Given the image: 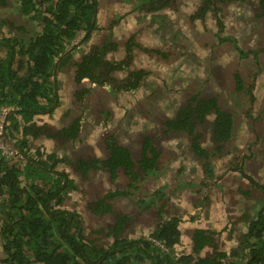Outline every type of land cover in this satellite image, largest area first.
I'll list each match as a JSON object with an SVG mask.
<instances>
[{
	"label": "flooded vegetation",
	"instance_id": "af4514ba",
	"mask_svg": "<svg viewBox=\"0 0 264 264\" xmlns=\"http://www.w3.org/2000/svg\"><path fill=\"white\" fill-rule=\"evenodd\" d=\"M96 1L90 35L80 30L67 49L69 57L58 63L53 112L35 117L36 123L42 120L41 124L49 126V133L57 137L43 139L53 147L59 145L51 150L60 158L58 168L74 180L65 207L79 217L86 238L96 239V244L107 246L116 235L119 240H137L140 246L144 237L169 252L153 234L164 229L177 230L179 239L173 250L182 255L192 252V233L203 229L207 240L198 256L240 264L243 250L253 249V238L259 230L264 232V227L253 225L264 216V0ZM120 4L125 9L117 10L115 15V5ZM123 18L133 20L135 26L134 31L126 30L120 36L117 30L123 26ZM35 22L21 15L17 0H0V38L17 35L18 26L32 34L40 26ZM139 37L146 42L151 37L158 43L152 47ZM107 38L110 42H106ZM23 39L27 40V36ZM129 39L133 49L128 66L120 68L117 64L100 72L112 82L111 87L89 80L76 84L77 64L93 48L110 49L116 44L117 49L108 50L105 58L125 63V43ZM141 52L159 56L165 65L180 59L190 66L180 72L178 87L167 91V97L159 104L153 99L157 101L161 89L170 81L162 73L164 81L148 82L150 72L133 65ZM139 69L146 71L140 80L130 74ZM122 81L134 89L117 90L115 84ZM83 87L90 91L81 96ZM142 89L150 92L145 95ZM60 90L68 95L66 108ZM142 94L143 99L138 98ZM106 95L109 102L115 103L119 98H133L132 105L124 110V117L132 115L135 119L133 127L125 125L130 119L102 124L100 119L107 109L102 98ZM91 105L95 107L92 112ZM62 106L65 114L56 119ZM168 120H174L176 127L167 130ZM243 122L250 137L242 147L237 145V130ZM99 124L103 127L97 132L99 155L83 150L76 157L66 156L64 143L74 145L87 126L95 128ZM71 127L76 133L74 138L58 133ZM226 127L229 135L216 133ZM197 139L202 154L194 150ZM108 142L127 151L133 164L127 170L150 168L125 175L119 167L112 175L102 161H112L117 153L121 159L122 153H110L105 145ZM169 142L184 149L198 167L183 173L181 164L169 174ZM142 157L149 161L140 164ZM89 160H97V167L81 172L78 161ZM76 193L85 195L78 205V199L73 197ZM184 222H188L187 226Z\"/></svg>",
	"mask_w": 264,
	"mask_h": 264
},
{
	"label": "trees",
	"instance_id": "16d2710c",
	"mask_svg": "<svg viewBox=\"0 0 264 264\" xmlns=\"http://www.w3.org/2000/svg\"><path fill=\"white\" fill-rule=\"evenodd\" d=\"M17 2L21 15L33 23L37 21L40 26L32 34L28 29L18 26L15 31L17 35L0 38V107L7 106L10 109L5 139L9 144L12 143L16 151L13 159L0 157L1 264H225L221 259L198 256L202 243L207 240L203 229L192 233V252L182 255H176L173 250L179 239L177 230L169 232L164 229L153 234L170 249L169 252L162 251L160 245L144 237L139 240L140 246L137 245V240H119L116 235H113L114 241L107 246L96 244V239L86 238L82 221L71 209L65 207L68 193L75 186L74 180L58 168L60 158L56 153L48 152L42 149L40 144L33 142L39 136L45 139L57 138L49 133V126L45 123H36L35 117L53 112L57 102L58 63H63L69 57L67 49L80 30L88 31L87 36L90 35L97 1ZM23 36H27V40L23 39ZM130 41L132 39L125 43V63L105 58L108 50L117 49L116 44L110 49L104 46L93 48L91 53L85 55L83 61L77 64L74 74L76 84L89 80L101 86L111 87L112 82L105 76L103 78L100 72L113 69L117 64L120 68L128 66L133 49ZM106 42H110L108 38ZM130 74L140 80L146 71L139 69ZM128 84L122 81L115 85L120 91L133 90L134 86ZM88 91L90 88L80 89L81 96ZM165 125L167 130L176 127L174 120L166 121ZM228 130L230 132L226 127L216 133L227 136ZM58 133L67 135V138L76 136L72 127L59 130ZM215 139L219 141L224 138ZM198 141L197 139L194 150L197 154H202ZM105 145L111 149L110 153H122L121 159L117 153L112 161H109V158L102 161V165L112 175H116V169L119 167L125 175L130 172L140 173L150 168L127 170L133 167L127 151L117 144L108 142ZM143 161H149L148 157H142L140 164ZM78 162L81 172L84 173L89 168H96L98 163L97 160ZM253 225L264 227V216L257 219ZM253 240V249L243 250L240 264H264L263 230H259ZM231 264L239 263L236 261Z\"/></svg>",
	"mask_w": 264,
	"mask_h": 264
},
{
	"label": "rangeland",
	"instance_id": "374dc122",
	"mask_svg": "<svg viewBox=\"0 0 264 264\" xmlns=\"http://www.w3.org/2000/svg\"><path fill=\"white\" fill-rule=\"evenodd\" d=\"M122 5L125 6L124 3H122ZM122 8L125 9V7H122ZM122 8H121V4L115 5V8H114L115 15H116V13H118L117 10H120V12H122ZM120 22H122L121 24L123 25L122 27H119V31L117 30V32L120 36H122L126 30H128V32L134 31L135 22L133 20H132V22H130V20H128L127 18H123ZM133 35L136 38L137 35H135V33H133ZM139 38L141 41L148 43L147 45L150 44L149 46H152V47H154L155 44L158 43L154 38H151V37L149 38L150 42H148V41L146 42L143 39V37H139ZM156 57H157V59H156ZM158 57L159 56H157V55L149 56L148 53L141 52L137 56V58H135L133 61V65H135L137 67H144L150 72V74L148 76V82H151L152 84H156L157 82L164 81L165 78H164V76H162V73H166L165 74L166 78H168L170 83L166 85V88H162L161 92L159 91L160 93H159L157 101L155 100V98L153 99L157 104H159V102L161 100H164L167 97V95H168L167 91H170L171 89H176V87H178L179 79H182L180 72L182 70H186L187 66L190 67L189 65L184 63V61L182 62L180 59L176 62L173 61L171 64L165 65V64H162L160 62V59ZM66 88H67V85H65V89ZM142 92H143V94L146 95L150 92V90L148 91L147 89H142ZM59 93H60L61 98L63 100V106H64L67 103L68 95L66 93H64L62 90H60ZM143 94L139 95L138 98L142 97V99H143ZM169 95H171V93ZM105 98H107L109 100L105 101ZM109 101H110V97L108 95H106L105 97L102 98V103H104V107H107V109L105 108L106 109L105 113L108 111L110 112V114L104 113L102 115V118L100 119L101 121H104V122H102V124L106 123L108 125H111L115 120H122V119H124L123 122L125 123V121L127 119H130V123L129 124L125 123V125H130L131 127H133L134 126L133 121L135 119L131 118L132 115H127V116L125 115V117H124V110H126L128 107H130L132 105V103L134 101L133 98H132V100L129 97L119 98L116 103L112 102V101L109 102ZM84 105H86V103H84ZM63 106L61 109L59 108L58 111L56 112V116H55L56 119L57 118L61 119V116H64L65 111L63 110ZM64 107L66 108L67 104ZM93 108H95L94 105H91V112H92ZM255 108H257V106H255ZM55 118H54V120H55ZM37 121L39 124H41V122H42V120H37ZM94 125H92V127L87 126L85 128V132L81 136L80 140L77 141L74 145H72L71 143H64L65 147L67 148L66 156H69L70 158L76 157L79 154L83 153L84 152L83 150H89L93 153L95 152L98 155L100 154L101 150H100L99 146L96 144V142H97L96 140H97V135H98L97 132L101 131V129H103V127L101 124H99L97 127L93 128ZM237 132H238V136H239L237 145L243 147L246 145V143L248 142L249 137H250L244 122L242 124H240ZM40 139L41 140H39V141L35 140L33 143H35L36 145L41 144L42 149H44L48 152H53L51 150L56 149L59 146V145H57V146L53 147L52 145H49L45 139H43V138H40ZM169 143H170L169 144V150L170 151L172 150L170 152L171 158L168 162L169 164L167 165L168 170L170 169V171H168L169 174H171V172L175 171L178 167H180L181 164L184 165L183 173L184 172L189 173L191 171L192 167H198V165L195 164V162H193L189 158L190 156L188 157V154L186 153V151L184 149H180L177 146L171 145L172 142H169ZM259 173H260V171H259ZM193 177L197 178V175L193 174ZM73 197L78 199L76 201V204L78 205L81 203V200L83 201V199L85 198V195L80 194V193H76L73 195ZM78 201H79V203H78ZM187 223L188 222H184V225L187 226ZM137 231L140 232V230H137ZM136 234H138V233H136Z\"/></svg>",
	"mask_w": 264,
	"mask_h": 264
},
{
	"label": "built area",
	"instance_id": "2783aa9c",
	"mask_svg": "<svg viewBox=\"0 0 264 264\" xmlns=\"http://www.w3.org/2000/svg\"><path fill=\"white\" fill-rule=\"evenodd\" d=\"M9 108L7 106L0 107V157L4 159H13L16 155V151L14 148L8 145L4 138H2V134L5 133V127L8 122L7 115L9 113Z\"/></svg>",
	"mask_w": 264,
	"mask_h": 264
},
{
	"label": "water",
	"instance_id": "95a60500",
	"mask_svg": "<svg viewBox=\"0 0 264 264\" xmlns=\"http://www.w3.org/2000/svg\"><path fill=\"white\" fill-rule=\"evenodd\" d=\"M4 132H6V131L4 130ZM1 136H2V138H4L5 141H7V140L5 139V133H3ZM7 142H8V141H7ZM8 143H9V142H8ZM9 145H10V147L13 148L12 143H10Z\"/></svg>",
	"mask_w": 264,
	"mask_h": 264
}]
</instances>
